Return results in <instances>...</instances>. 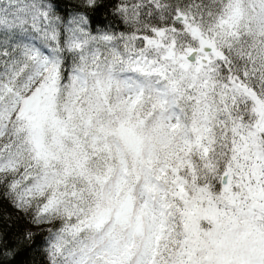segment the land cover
I'll return each instance as SVG.
<instances>
[{"label":"snow or ice","instance_id":"1","mask_svg":"<svg viewBox=\"0 0 264 264\" xmlns=\"http://www.w3.org/2000/svg\"><path fill=\"white\" fill-rule=\"evenodd\" d=\"M112 15L0 0L5 197L48 264H264V0Z\"/></svg>","mask_w":264,"mask_h":264},{"label":"trees","instance_id":"2","mask_svg":"<svg viewBox=\"0 0 264 264\" xmlns=\"http://www.w3.org/2000/svg\"><path fill=\"white\" fill-rule=\"evenodd\" d=\"M56 2L62 15L87 11L92 24L103 23L107 20L118 30L123 27L112 15L113 5L118 0H100L101 6L95 11L81 7V0H56ZM46 227L47 225L39 227L33 225L31 214L26 215L14 208L5 197L4 187L0 185V236L3 237L0 243V253L12 252L11 256L0 254V264H48L45 252ZM28 232L32 233L31 239H25Z\"/></svg>","mask_w":264,"mask_h":264},{"label":"rangeland","instance_id":"3","mask_svg":"<svg viewBox=\"0 0 264 264\" xmlns=\"http://www.w3.org/2000/svg\"><path fill=\"white\" fill-rule=\"evenodd\" d=\"M49 226L47 225V227L46 228H48Z\"/></svg>","mask_w":264,"mask_h":264}]
</instances>
